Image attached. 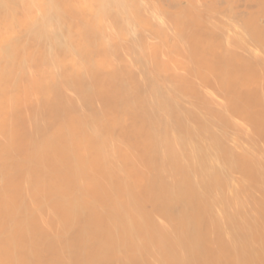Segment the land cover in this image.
<instances>
[{"label":"bare ground","instance_id":"6f19581e","mask_svg":"<svg viewBox=\"0 0 264 264\" xmlns=\"http://www.w3.org/2000/svg\"><path fill=\"white\" fill-rule=\"evenodd\" d=\"M239 1L0 0V264H264V0Z\"/></svg>","mask_w":264,"mask_h":264},{"label":"rangeland","instance_id":"374dc122","mask_svg":"<svg viewBox=\"0 0 264 264\" xmlns=\"http://www.w3.org/2000/svg\"><path fill=\"white\" fill-rule=\"evenodd\" d=\"M177 1L182 2V4H183V1L185 2V0H182V1H181V0H177ZM228 1H229V0H227V1L225 0V2H224V0H223V3H224V4L222 3V4L220 5L219 8H222L223 5H224L223 8H226V5H227L226 2L228 3ZM240 1H241V0H240ZM240 1H239V2H240ZM221 2H222V1H221ZM230 2H231V1H230ZM230 2L228 3L227 7L230 5ZM239 2H238V3H239ZM183 5H184V4H183ZM226 9H227V8H226ZM238 9L241 11V10L243 9V7H242V6H239V4H238ZM224 11H225V10H224ZM222 12H223V10L220 9V10L218 11V14H219V15L216 14V18H217V16H219V19L217 18L218 20H220V18H221V19H224V20H225L227 17L230 18L229 13H224V12L222 13ZM220 16H221V17H220ZM229 18H228V22L230 21ZM224 20H222V22H223ZM226 21H227V19H226ZM226 21H225V23H226ZM263 21H264V20H263ZM263 21H262V22H263ZM230 22H231V21H230ZM223 23H224V22H223ZM262 24L264 25V22H263ZM226 27H228V26H226ZM229 32H230V31H229Z\"/></svg>","mask_w":264,"mask_h":264}]
</instances>
